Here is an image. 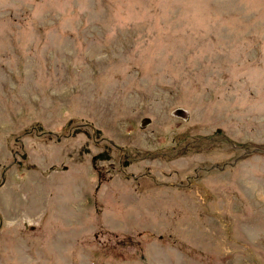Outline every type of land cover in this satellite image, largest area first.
I'll return each instance as SVG.
<instances>
[{
	"label": "rangeland",
	"instance_id": "374dc122",
	"mask_svg": "<svg viewBox=\"0 0 264 264\" xmlns=\"http://www.w3.org/2000/svg\"><path fill=\"white\" fill-rule=\"evenodd\" d=\"M11 164L0 264H264V0H0Z\"/></svg>",
	"mask_w": 264,
	"mask_h": 264
},
{
	"label": "water",
	"instance_id": "95a60500",
	"mask_svg": "<svg viewBox=\"0 0 264 264\" xmlns=\"http://www.w3.org/2000/svg\"><path fill=\"white\" fill-rule=\"evenodd\" d=\"M25 157V156H24ZM6 170H7V168L4 170V172H3V181L0 183V187L4 184V182H5V172H6Z\"/></svg>",
	"mask_w": 264,
	"mask_h": 264
}]
</instances>
